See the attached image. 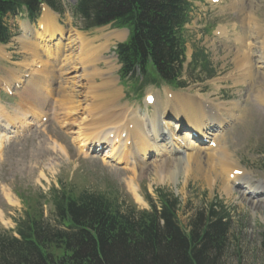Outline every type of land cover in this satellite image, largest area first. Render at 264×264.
I'll return each mask as SVG.
<instances>
[{
	"label": "rangeland",
	"instance_id": "obj_1",
	"mask_svg": "<svg viewBox=\"0 0 264 264\" xmlns=\"http://www.w3.org/2000/svg\"><path fill=\"white\" fill-rule=\"evenodd\" d=\"M233 1L236 0H201L194 3L191 22L186 26L187 62L181 78V80H191L188 79V74L193 76V81L188 82L187 88L176 89L160 84L159 87H147L144 90V95L142 94L143 97L140 98L134 97L133 94L128 97V91L122 86L119 79L120 66L114 54L116 45L127 40V31L110 26L88 32L83 31V23L73 17L69 5H67L63 16L54 13L60 28L62 27L65 31L64 37L66 38L63 42L66 47L62 49L59 62H53L61 67V63H66L65 59L70 55L72 56L71 63L64 66L65 69L61 70L62 75L59 74L60 76L56 77L58 80L53 78L52 89L51 85L50 90L48 89L51 93V90L56 89L54 90L57 94L54 98L57 103L56 108H60V110L64 108L63 103L60 104L62 100L64 102H74L75 104L82 103L85 91H87L81 86L87 79L81 69L86 60L79 61V56L82 57V55L75 36L76 33L90 40L97 39L95 41L96 46L105 42L103 38L107 33H121L122 39H113L108 49L103 53L105 60H108L107 62L115 68L112 77L118 81L117 89L120 90H118L119 100L114 105L119 109L122 107L129 109L130 116L132 111H137L139 118L141 117L142 120L145 117L149 119L153 116L154 106L148 104L146 100L147 97L154 95L156 101L158 100L157 102H160L161 105H167L168 110L166 109L165 112L168 113L164 114L163 121L167 119L174 120L180 116H185V119H187L181 107L175 110V104L173 105L170 102L165 104L167 95L169 97L184 96L188 99L192 98L190 100L201 104L205 102L208 109L211 107L214 110V107L219 106L217 108L219 113L223 114V119L229 125H226L220 132H212V134H220V139L216 136V140L221 145L224 141L229 142L226 147L222 145V149L227 150L234 168L237 166L236 169H239L249 182L250 179L252 180L255 189H262L264 192V101H259V97L264 95V66L262 65L264 63V53L261 51V44L264 43V0H243L247 3L245 9L230 7L229 5ZM68 2L72 4V0H68ZM44 15L39 22V27L41 21L44 20ZM246 16L250 18H246ZM11 24L13 33H18V36L16 35L10 45L0 46V86H2L3 81L11 80V75H13L17 81L21 79L19 81L21 87L25 88L28 85L27 74L29 75L30 67L26 66V63H28L26 61L27 54L22 51L20 39L24 36L22 31L29 26V21L25 18H18L16 23L11 20ZM247 24L248 26L251 25L253 32L246 29ZM31 25L32 29H38V22L36 25ZM224 29L226 35L220 36V33H224ZM248 32L250 36H246ZM234 34L241 37H251L246 42L253 44L250 48L252 63L256 66L258 75L245 83H234L236 78L232 79L238 73L234 61L237 49L233 46ZM58 41L48 42L44 45L53 47ZM196 51L204 52L203 54L207 57L208 62L216 71L215 78L206 81L202 76L203 81H197L196 77L200 69L195 72L190 67L188 68ZM50 60L52 61L51 58ZM77 62L81 67H77ZM240 74L241 77H244L245 73ZM77 81L81 83L76 84ZM64 83L70 85L62 86ZM47 85H44V87ZM61 86L66 96L63 99L57 92ZM11 92L12 94L15 93L12 97L3 93V100L0 101V105L8 115L14 116V114L12 115L13 111L17 108L21 110L23 104L20 102L18 92L14 89ZM78 93L84 95L78 98L76 96ZM86 96V102L82 103L83 106L97 104L95 98L91 99L88 93H86ZM196 96L201 98L202 101L195 100ZM55 102L52 103L55 105ZM234 105L239 106L238 110H233ZM206 107L203 104L201 105L203 112L207 111ZM88 109L90 108L88 107ZM63 114L64 111L57 114L51 113L48 117L43 118L44 121H41L42 117H37L35 119L37 121H34L33 125L26 126L27 128L23 127L25 128L24 131L17 135H14L10 125L6 128L7 122L4 120L6 118L1 115L0 121L3 120V122L0 124V135H8L9 139H7L0 153V232L14 231L17 227V220L24 218V215L20 216L22 212L29 205L35 207L37 199L41 195L47 198L44 199L41 196L44 215L48 217L52 211V206L48 202L50 191L64 189L75 194L88 191L112 198L117 196L126 204L136 206L139 210H150L151 204L158 207L160 193L168 192L177 196L181 202L180 219L183 225L188 223L195 211L207 208L215 203L220 204L228 212L232 224V243L231 251H229L226 258L227 264H264V195L263 197H260V195L258 198H253L254 196H247V193L238 190L237 187L234 188L231 195H228L223 191L220 182L213 184L194 174L183 175V172H180L179 176L174 179L165 178L160 173L157 175L155 168L160 166V163H162L160 161L178 159L179 155L177 154L169 158H149L142 164L128 153L123 154L124 157L122 155L124 161L120 162L115 161L116 156L111 154L112 152L108 153V150L99 154H87L84 150L86 152L88 150H86L89 146L86 145L88 137L82 138L81 134L78 136L72 134L75 131L77 133V127L62 128ZM88 114L86 110L79 111L68 118L65 123L72 122L75 119L79 122L81 119L87 118ZM52 115H55L56 119ZM231 115L239 118V120L234 121ZM26 118L27 121L30 119L33 122L31 116ZM14 124L22 128L16 121ZM176 128V134H178L180 128L178 126ZM104 130L105 128H100L93 135L101 136L100 133ZM180 131V138L183 139L185 135L181 136V133L185 132V129L183 128ZM77 137L78 139H76ZM167 139L171 141V135ZM173 140H176V138ZM199 144L197 143V145ZM197 148L205 151L208 146H198ZM107 153L108 156H106ZM137 156L141 157L136 153ZM136 165L138 167L145 166L146 170L134 176L129 168L136 167ZM241 169L249 173L250 179ZM133 178H135L134 184L138 191L136 195L128 185L129 180ZM21 195L27 200L28 204L24 205L22 203L20 200ZM218 208L221 207L218 206Z\"/></svg>",
	"mask_w": 264,
	"mask_h": 264
},
{
	"label": "trees",
	"instance_id": "obj_2",
	"mask_svg": "<svg viewBox=\"0 0 264 264\" xmlns=\"http://www.w3.org/2000/svg\"><path fill=\"white\" fill-rule=\"evenodd\" d=\"M191 1L77 0L74 11L85 30L111 24L128 29L127 42L117 50L120 76L141 93L159 81L186 87L181 78ZM44 3L62 12L58 0ZM40 7L39 0H0V43L12 37L7 16L25 9L35 18ZM203 53H194L193 66L213 77ZM42 197L28 206L14 231L0 232V264H227L232 224L220 204L195 211L183 225L181 202L168 192L160 193L158 207L139 210L117 196L63 189L49 197L48 217Z\"/></svg>",
	"mask_w": 264,
	"mask_h": 264
},
{
	"label": "bare ground",
	"instance_id": "obj_3",
	"mask_svg": "<svg viewBox=\"0 0 264 264\" xmlns=\"http://www.w3.org/2000/svg\"><path fill=\"white\" fill-rule=\"evenodd\" d=\"M229 6L232 8L241 7L245 9L247 3L243 0H236L231 2ZM44 14V20L41 21L42 23H40V30H35L32 37H28L26 34H24V36L20 39L22 51L27 54L26 61H28V63H26V66L30 67L29 77L27 79L28 85L23 88L20 84L21 90L17 91L20 97V102L23 104L21 110L17 108L12 113L14 116H11L10 114L8 115V113L4 111L3 107L0 105V120L2 116L6 118L4 119L7 122L6 128H8L10 125V129L13 130L12 132L14 135L20 133L21 130L23 131L25 129L23 127H29L30 125H33L37 117H42V120L44 117L51 115V113L57 114L64 111L61 121L62 128L77 127V133L75 131V133L72 134H77V136L81 134L82 138L88 137L86 139V145L95 146L93 147L94 150H96L97 147H102L104 144H109L107 147L111 145V154L116 156L114 159L115 161H124L123 154L125 153L133 155L132 157H135V160H137V162H141V164L145 160L142 161L140 158L143 156L145 159V157L152 151L159 153L157 156H166V158L177 154L179 155L178 159L160 161L162 162L160 163V166L155 168L156 174L159 175L160 173L164 175L165 178L169 179L178 177L180 172H183V175L194 174L213 184L220 182L223 191L228 193V195H231V192L234 190V185H237L239 181L242 180V182L249 183L248 179L244 177L243 173L239 169H236L237 166L234 168L233 162L231 161L227 150L222 149L223 144L221 145L219 142H217L216 137L209 139L212 141L206 145H204L203 142L195 140V138H197L196 135L201 137L200 134H203V131L208 128L209 120L222 117L223 114L219 113L217 109L219 106L217 108L214 107V110L211 107L208 109V107H206L207 103L202 102V104L207 108V111L203 112V108H201L202 104L200 102L198 103L190 100L192 98L188 99L184 96L169 97V95H167V102L165 104L168 102L173 103V105L175 104V110L181 107L191 120L188 125L190 127V133H187L183 139L178 137L177 140L179 141V144L177 146L174 145L172 141H167L162 137V134L166 133L170 126L165 123V125H167L165 127V131H163V128L160 127L162 117L165 113H168L165 112L167 105H161L160 102H157V100L153 104V117H150L149 119L145 117L143 120L141 117L139 118L137 116V111H132V115L130 116L129 109L126 107L119 109L114 105L119 100V89H117L118 81L112 77L113 71L115 69L114 66L111 63H108V60H105L103 53H105V51L108 49V46L113 39H122L121 33H107L103 38L105 42L102 40L104 43H100L101 45L98 44V46L95 45V41L97 39L90 40L84 36L82 37L81 34L76 33L75 36L77 37V42L80 45V53L82 55V57L79 56V61L82 62L84 59L86 60V62L82 65L83 67L79 65V62L76 64L77 67H81L83 70V75L85 78H87L85 83L81 85L85 90H87L85 91V97L82 103L86 102V93H88L91 99L95 98L97 100V104L83 106L82 103L75 104L74 102L70 103L64 102L62 100L60 104L63 103V110L56 108L57 103L54 99L57 95L56 91H54L56 89L51 90V93L49 91L50 85L52 89L53 78L57 79L56 77L60 76L59 74L62 73L61 70L65 69L64 66L71 63L72 56L70 55L71 57L69 56L67 59H65L66 63L62 62L61 67L60 65H55L53 61L59 62V59L62 55V49L66 47V44L63 42L66 38L64 37L65 31L62 29V27L60 28L55 16L52 15L48 10H46ZM246 18L250 17L246 16ZM246 29L252 31L251 25L248 26L247 24ZM248 33H246V36H250V33ZM225 35L226 30L224 29V33H220V36ZM234 37L233 46L237 48L234 61L236 70L239 74H235L232 79L236 78V82L234 83H245L246 81H250L256 77V75H258L256 73V66L254 63H252V54L250 48L253 46V44H251V42H246L247 39L249 40L251 37H241L238 34H234ZM52 41H58V43L53 45L54 47H46V45H44ZM261 45V51L264 53V43ZM49 57L52 59V61ZM262 65L264 66V63ZM75 67L76 66H74V68ZM77 67L75 69H77ZM240 73H245L244 77H241ZM11 77L12 81L7 82V85L12 86V84H16L19 87L18 84L21 79L17 78L19 80L17 81L13 75H11ZM48 83L49 85H47ZM78 83L81 82L77 81L76 84ZM44 85L47 86L44 87ZM65 85L70 84H62V86ZM62 86L59 89L57 88V92L63 99L66 96L64 95L65 92L62 90ZM42 90L43 92H41ZM81 95L84 94L78 93L76 96L79 98L82 97ZM194 99L197 101L201 100V98L198 96H196ZM259 101H264V95L259 97ZM52 102H55V105ZM88 107L90 109H88ZM238 108L239 106H233V110H238ZM58 109L59 111H57ZM82 110H86V112L89 113L87 118L81 119L79 122L77 119H75L72 122L65 123L68 118L73 116V114L75 115L77 112ZM213 112H215V114H213ZM27 116H31L33 118V122L30 119L27 121ZM231 117L234 118V121L239 120V118H236L234 115H231ZM222 119L223 118L220 119L222 122L219 123V127L223 124L226 125ZM15 121L17 124H20L19 126H22V128L17 127L14 124ZM1 122H3V120L0 121V124ZM100 128H105L104 131H101V136L93 135ZM170 131L172 132L173 130L171 129ZM204 137L206 138V136ZM7 139H9L8 135H0V153ZM76 139H78V137ZM120 143H123V146ZM197 143L200 144L197 145ZM198 146H208V148L205 149V151H202L201 149L197 148ZM136 153L142 156L136 157ZM174 157L176 158V156ZM129 170L134 176H137V174L143 173L146 168L145 166L138 167V165H136V167H131ZM134 181L135 178L130 179L128 185L130 186L131 191H133V193L136 195L138 194V191L135 187ZM262 195L263 191L261 189L259 196L263 197Z\"/></svg>",
	"mask_w": 264,
	"mask_h": 264
},
{
	"label": "water",
	"instance_id": "obj_4",
	"mask_svg": "<svg viewBox=\"0 0 264 264\" xmlns=\"http://www.w3.org/2000/svg\"><path fill=\"white\" fill-rule=\"evenodd\" d=\"M40 1H42V0H40Z\"/></svg>",
	"mask_w": 264,
	"mask_h": 264
}]
</instances>
